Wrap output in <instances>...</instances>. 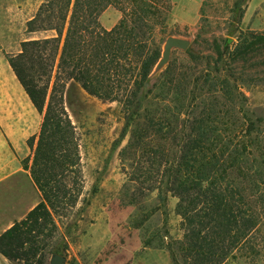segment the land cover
I'll list each match as a JSON object with an SVG mask.
<instances>
[{"label":"trees","instance_id":"trees-1","mask_svg":"<svg viewBox=\"0 0 264 264\" xmlns=\"http://www.w3.org/2000/svg\"><path fill=\"white\" fill-rule=\"evenodd\" d=\"M151 2L45 0L27 33L53 34L24 40L9 55L43 117L31 166L42 201L0 236V253L13 263L44 264L60 250L55 213L70 198L74 183L65 179L79 147L68 107L84 91L120 107L124 125L114 145L128 138L120 156L134 163L135 194L159 191L144 223L166 211L169 193L178 199L184 235L169 245L174 264H226L237 254L264 264V115L246 109L239 85L264 52V32L240 31L233 46L214 41L213 64L201 57L202 70L168 67L152 81L167 7ZM109 6L123 14L111 30L100 22Z\"/></svg>","mask_w":264,"mask_h":264},{"label":"rangeland","instance_id":"rangeland-1","mask_svg":"<svg viewBox=\"0 0 264 264\" xmlns=\"http://www.w3.org/2000/svg\"><path fill=\"white\" fill-rule=\"evenodd\" d=\"M44 1L0 0L2 175L15 172V168L24 174L39 143L43 117L17 80L9 64V55L17 53L24 40L53 34L27 33V23L37 15ZM130 1L121 0L124 4ZM250 1L152 0L154 6L155 2L157 5L160 2L167 7L160 15L166 24L157 29L156 37L162 56L169 37L190 42L187 50L173 49L168 64L161 68L157 64L152 81L168 67L177 72L190 68L202 70L207 60L201 57H208L211 64L214 62V41L224 45L231 40L233 46L238 42L240 31L255 32L243 22ZM122 16L116 6H109L100 16L101 25L111 30ZM189 53L198 58L190 57ZM239 85L245 97L244 106L248 105L246 109L256 116H263L264 52L244 69ZM68 112L79 147L65 181L74 184L69 200L59 204L55 213L59 233L53 246L60 250L47 253L44 264H50L54 254L64 255L65 264H174L169 245L184 235L181 219L175 212L178 199L169 193L166 211L157 212L144 223L145 213L156 202L159 191L153 195L149 191L147 196L134 192L135 184L130 180L134 163L132 159L124 160L120 156L128 138L122 144L114 145L124 125L118 104L79 91ZM21 185L25 188L24 182ZM7 191L8 188H0V192ZM237 255L226 264H251L250 258Z\"/></svg>","mask_w":264,"mask_h":264},{"label":"crops","instance_id":"crops-1","mask_svg":"<svg viewBox=\"0 0 264 264\" xmlns=\"http://www.w3.org/2000/svg\"><path fill=\"white\" fill-rule=\"evenodd\" d=\"M243 22L251 31H264V0H251L245 11ZM1 138V137H0ZM0 149L1 146H0ZM3 159L0 154V188H8L7 192H0V236L16 222L23 220L27 214L42 201V196L31 174V166L24 170V174L16 168L15 172L2 175ZM25 183V188L21 185ZM9 184V185H8ZM4 195V196H3ZM0 264H15L0 253Z\"/></svg>","mask_w":264,"mask_h":264},{"label":"water","instance_id":"water-1","mask_svg":"<svg viewBox=\"0 0 264 264\" xmlns=\"http://www.w3.org/2000/svg\"><path fill=\"white\" fill-rule=\"evenodd\" d=\"M190 46V42L185 39L177 37H169L166 40L163 56L159 62V67H163L169 63L173 49L187 50ZM66 257L61 254H54L50 264H65Z\"/></svg>","mask_w":264,"mask_h":264}]
</instances>
